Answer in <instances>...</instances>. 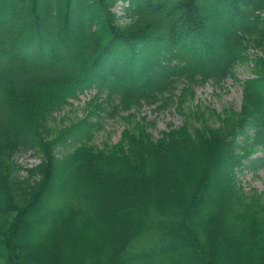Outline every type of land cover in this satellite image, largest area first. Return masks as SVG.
Returning a JSON list of instances; mask_svg holds the SVG:
<instances>
[{"label": "trees", "instance_id": "obj_1", "mask_svg": "<svg viewBox=\"0 0 264 264\" xmlns=\"http://www.w3.org/2000/svg\"><path fill=\"white\" fill-rule=\"evenodd\" d=\"M229 77L239 110L196 102ZM262 155L264 0H0V264H264Z\"/></svg>", "mask_w": 264, "mask_h": 264}, {"label": "rangeland", "instance_id": "obj_2", "mask_svg": "<svg viewBox=\"0 0 264 264\" xmlns=\"http://www.w3.org/2000/svg\"><path fill=\"white\" fill-rule=\"evenodd\" d=\"M114 10L117 11L116 8ZM120 20L124 21V17L121 16ZM251 51L253 52L252 49ZM250 69L251 66L249 64H239L237 67L238 78L243 81L244 79L251 77L252 73ZM241 81L229 77L225 81L223 88L216 87V84L212 82H209L205 86H200L197 88L196 102H202L205 105H211L212 107H216L219 110H221L224 106H233L234 108L239 110L242 106L243 100V90ZM88 93L89 95L85 94L86 96L84 98L92 95L94 91ZM76 105L80 106L73 108L70 107L61 114L64 115L65 113L70 112L71 118L66 121L65 124H71V122L73 123L80 117L85 116L82 104L75 103V106ZM143 115L156 120V124H152L150 130L154 133L157 138L162 136L163 130L168 129V124L170 122H173L175 125H180L183 120L182 115L177 113L176 111L169 110L166 112L158 113L155 112L151 107L145 108ZM59 119L62 118L59 117ZM65 124H62V126H64ZM124 127L125 125L123 122L114 121L110 119L107 123V131L101 132L94 140V143L99 147H102V141L109 140L111 141V143L118 142L121 139V134ZM58 150L61 152L63 149L60 147ZM262 157L263 159L256 165L255 168L252 167V164H248L247 168L240 175V178L247 187V189H257L259 191L264 192V155H262ZM17 160L24 166H32L40 163L42 161V156L36 157L31 154V152H20L17 155ZM253 163L256 162L253 161ZM21 173L26 174V171L23 170L21 171ZM52 205H54V203L49 202L45 212H50L52 210Z\"/></svg>", "mask_w": 264, "mask_h": 264}]
</instances>
